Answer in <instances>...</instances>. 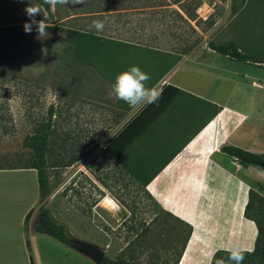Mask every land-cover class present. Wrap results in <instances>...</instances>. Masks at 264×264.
Masks as SVG:
<instances>
[{
  "label": "crops",
  "instance_id": "1",
  "mask_svg": "<svg viewBox=\"0 0 264 264\" xmlns=\"http://www.w3.org/2000/svg\"><path fill=\"white\" fill-rule=\"evenodd\" d=\"M231 20L230 16L212 38L217 45L234 39L217 42ZM178 56L181 59L174 64ZM97 63L99 70L87 65L91 74L70 82L66 95L74 99L80 123L88 121L90 115L95 130L113 132L104 150L133 185L143 189L171 220L191 227L177 264H212L214 255L227 252L226 247L252 252L258 228L245 213L250 191L261 194L258 188L264 171L257 166L242 167L221 148L233 146L264 154V76L250 69L264 68L263 64L232 60L208 43L184 55L146 44L126 49L115 46ZM131 66L150 75L148 86L161 92L157 103L133 109L111 94L115 77ZM237 66L242 72L236 71ZM20 188L25 185L20 184ZM36 192L16 227L39 201V189ZM93 198L97 204L92 206L90 226L81 223L72 229L66 222L60 223L78 243L105 242L110 248L124 242L115 233L128 219L120 216L124 206L105 198V202L109 199L113 203L105 206L115 220L105 237L99 233L104 227L97 217L104 201L100 202L98 193ZM2 232L0 225V264H58L55 255L39 251L35 239L30 251L5 250ZM19 241L22 247L27 246L16 233ZM115 257L125 259L119 253Z\"/></svg>",
  "mask_w": 264,
  "mask_h": 264
},
{
  "label": "rangeland",
  "instance_id": "2",
  "mask_svg": "<svg viewBox=\"0 0 264 264\" xmlns=\"http://www.w3.org/2000/svg\"><path fill=\"white\" fill-rule=\"evenodd\" d=\"M188 1L181 4H192L193 7L195 3H200L196 10L198 24L187 18L178 6H165L166 0H85L83 4L57 5L55 9L51 7L52 15L43 11L49 25H62L183 52L210 42L230 20L231 14L232 0ZM26 4L27 0L24 3L19 0H0V28L24 23L28 19L24 12ZM255 9L257 7H252L251 11L244 13L222 33L217 42L220 44L229 37L238 39L239 31L243 34L247 22L251 19L254 21ZM36 19H43V16H37ZM94 20L105 21L102 32L90 30ZM37 37L38 33L33 29L31 34L24 32L20 36L15 31L3 38L7 53L0 63V70L14 75L6 86L13 129L10 135L0 138V167H23L31 155V151L23 146L24 140L40 124L47 123L51 111L52 130L46 156L49 192L41 203L37 202L30 214H26L23 223L16 227L21 222L23 212L31 204L32 194L39 189L35 185L37 173L35 170L31 173L28 169L2 170L0 225H3L5 250L30 251L35 239L39 251L55 255L53 257L58 264H96L85 250L71 249L47 235L35 234L32 228L41 204L49 208L57 222H66L72 229H77L76 225L81 223L90 226L94 213L92 206L97 204L93 196L98 193L101 203L105 198H111L127 210H123L120 216L125 215L128 219L115 232L125 241L114 243L110 248L105 242L80 243L81 246L103 251L105 264L118 261L115 253L133 264H175L187 228L171 220L143 189L133 185L104 150L113 132L95 130L97 126L90 124V115L88 121L80 123L76 116L75 101L66 95L68 84L76 77L90 75V67L74 63L73 53L67 52L69 44L62 38L63 34L59 38L50 34L49 38L43 40ZM57 58L62 60L57 61ZM70 66L74 70L67 74ZM244 67L249 69L245 64ZM252 68L250 66L251 71L264 76V68ZM236 71L242 72L241 66H237ZM20 184H24L25 188H20ZM258 190L263 202L257 212L252 209L251 213L264 227V181ZM105 203L99 206L97 217L104 227V232L99 233L106 237V233L111 230L109 224L112 225L115 220L106 210ZM16 233L24 239L27 244L25 248L20 241L16 242ZM248 261L249 258L245 257L243 264Z\"/></svg>",
  "mask_w": 264,
  "mask_h": 264
},
{
  "label": "trees",
  "instance_id": "3",
  "mask_svg": "<svg viewBox=\"0 0 264 264\" xmlns=\"http://www.w3.org/2000/svg\"><path fill=\"white\" fill-rule=\"evenodd\" d=\"M151 1V0H145ZM191 1V0H190ZM189 3L188 0H166L165 6L176 5L191 21L199 20L196 17V10L199 8L200 3L197 2L193 7L192 4L184 6L181 3ZM183 5V6H182ZM252 7L255 9V18L250 22H247V28L243 30V34H240L239 38H234L227 44L217 45L214 39L208 42L211 49L218 52L221 55L238 62H254L263 64L264 67V0H232L231 3V25L235 24L243 15L248 11H251ZM43 10L52 15L51 7L48 5L43 6ZM25 22V21H24ZM23 24L15 25L6 28H0V63L4 60L7 53V46L5 44L4 36H8L15 31H18L20 36H23ZM214 23L211 24L213 26ZM48 32L57 38L63 34V39L68 42L67 52L73 53L74 63H82L84 65L94 66L99 70L98 60L106 58L109 50L112 47H123V49L140 45L138 42H131L128 40L115 39L113 37L104 36L91 31L80 30L65 27L62 25H49ZM35 29V28H34ZM237 35V34H236ZM190 51L180 52L181 55L187 54ZM181 59V56L175 58L174 64ZM61 61V58H57V61ZM1 66V65H0ZM74 68L70 66L67 69V74H70ZM14 78L12 72H5L0 70V138L6 137L11 134L13 129V117L11 113V106L9 98H7V83ZM52 112L50 111L49 120L47 123H42L34 131L32 135L26 136L23 146L31 151L30 158L25 161L23 167H16L14 165L10 167H0V170H17L28 169L35 170L37 173V182L39 188V203L42 199L47 197L49 182L47 175V152L48 142L52 130ZM221 151L227 154L229 157L234 158L242 167L247 168L249 166H257L264 171V154H256L249 151H245L238 147L224 146ZM5 160L7 158L5 157ZM263 199L260 194L250 191L249 203L246 208V216L254 220L258 228V237L255 243V248L252 252L246 254L245 257L249 258L246 264H264V227L262 222L251 213L254 209L256 212ZM27 221H25L26 224ZM180 223V222H178ZM181 224V223H180ZM182 225V224H181ZM184 226V225H183ZM187 228V234L182 244L181 251L175 262L177 264L182 255V252L187 244L189 236L191 234V227ZM32 230L35 234L47 235L65 246L74 250H83V247L78 243L73 235L69 232L67 227L57 222L51 214L49 208L41 204L36 214V221ZM229 253L224 251H218L212 260V264H216L218 260H225L227 262ZM105 264V259L103 261ZM113 264H133V262L126 259H119Z\"/></svg>",
  "mask_w": 264,
  "mask_h": 264
},
{
  "label": "clouds",
  "instance_id": "4",
  "mask_svg": "<svg viewBox=\"0 0 264 264\" xmlns=\"http://www.w3.org/2000/svg\"><path fill=\"white\" fill-rule=\"evenodd\" d=\"M24 3L25 0H19ZM85 0H27L24 12L28 19L23 24V30L26 34H31L35 28L38 33V39H47L50 37L47 23V15L43 11V6L48 5L55 9L57 5H77L83 4ZM43 16V19L37 20V16ZM105 28V21L94 20L90 26L97 32H102ZM151 77L148 73L141 70L138 66H131L125 71L120 72L111 85V94L115 99L123 101L130 108H137L143 105H151L158 102L161 92L155 87H149L148 82ZM225 251L229 253L227 262L223 259L216 261V264H243L245 256L251 250L238 246L226 247Z\"/></svg>",
  "mask_w": 264,
  "mask_h": 264
},
{
  "label": "water",
  "instance_id": "5",
  "mask_svg": "<svg viewBox=\"0 0 264 264\" xmlns=\"http://www.w3.org/2000/svg\"><path fill=\"white\" fill-rule=\"evenodd\" d=\"M85 253L90 256L96 264H102L105 258V253L98 248L91 246H82Z\"/></svg>",
  "mask_w": 264,
  "mask_h": 264
},
{
  "label": "bare ground",
  "instance_id": "6",
  "mask_svg": "<svg viewBox=\"0 0 264 264\" xmlns=\"http://www.w3.org/2000/svg\"><path fill=\"white\" fill-rule=\"evenodd\" d=\"M104 201H105V200H104ZM106 201H107L106 203H110V204H111V201H110L109 199H107ZM112 204H113V203H112ZM112 204H111V205H112ZM107 206H108V204H107ZM110 208H111V207H110Z\"/></svg>",
  "mask_w": 264,
  "mask_h": 264
}]
</instances>
